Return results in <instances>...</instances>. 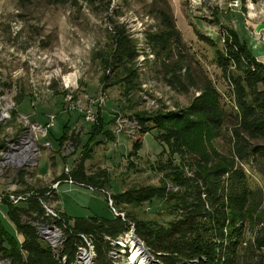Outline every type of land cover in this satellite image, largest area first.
<instances>
[{
    "label": "rangeland",
    "instance_id": "obj_1",
    "mask_svg": "<svg viewBox=\"0 0 264 264\" xmlns=\"http://www.w3.org/2000/svg\"><path fill=\"white\" fill-rule=\"evenodd\" d=\"M165 2L174 17L184 50L190 53L193 62L202 66L217 90L226 97L220 72L213 64L214 49L200 40L198 34L221 46L222 37L230 29L257 58L264 52V0ZM156 6L159 5L152 4L150 0H89L74 6H54L43 0H0V86L12 89L17 96L24 94L21 102L16 103L17 113L36 112L34 119L41 123L51 113L56 115L48 137L52 149L46 152L41 148L36 170L22 179L18 178L16 184L14 179L11 183L10 178L0 177V191L12 184L10 192L15 199L27 198L40 188L55 189L56 200L46 202L45 207L55 209L58 197L60 208L68 217L91 216L89 206H94L99 208L101 218L109 219L114 213L99 191L90 192L85 187L65 183L54 186L64 168L68 166L72 170L82 153L91 151L90 159L83 163L87 175L103 172L106 196L124 189L159 186L177 168L187 174L192 170L205 172L221 160L228 159L231 144L226 127L210 138L193 134L188 147L195 144V153L190 150V154L186 153L180 159L169 145L157 140L159 130L151 129L144 136H139L138 132L126 126V120L134 112L154 116L185 110L197 95L191 90L188 94L170 90L157 73L144 38L146 32H155L159 27ZM116 25L124 26L135 41L138 57L134 66L139 76L138 85L129 89L118 82L102 90L103 64L111 51L112 29ZM257 59L264 61V57ZM64 76L74 81L77 89L72 96L82 107L91 105L93 100L103 95V103L94 108L96 119L93 123H84L77 112H63L60 82ZM31 77L36 93L32 91ZM49 79L51 86L46 85ZM223 102L227 104L228 99H223ZM65 124L68 126L64 134L67 133L66 139L70 140L73 150L62 156L57 150L64 151L66 140L62 143L58 140ZM17 125L13 114L10 122L0 129V141L7 136L6 127H11L12 131L19 130ZM106 132L110 134L106 136ZM245 171L246 185L252 191L247 197V208L255 216L264 210V178L247 168ZM5 204L15 205L4 200L0 202V225L9 236L19 241L17 231L6 217ZM23 205L22 202L17 204ZM114 210L117 217H124L127 213L136 219L156 220L160 224L169 220L166 210L154 200L137 208L124 205L114 207ZM257 228L250 222L243 224L237 264L251 263L246 247L253 241ZM132 247V242L126 244L127 251Z\"/></svg>",
    "mask_w": 264,
    "mask_h": 264
},
{
    "label": "trees",
    "instance_id": "obj_2",
    "mask_svg": "<svg viewBox=\"0 0 264 264\" xmlns=\"http://www.w3.org/2000/svg\"><path fill=\"white\" fill-rule=\"evenodd\" d=\"M43 1L54 6H74L89 0ZM150 1L159 5L155 10L159 27L155 32H146L144 38L158 75L170 90L180 94L191 90L197 95L185 110L154 116L134 112L129 118L135 122L139 136L151 129L159 130L157 140L169 145L180 159L194 152L195 144L188 147L193 134L210 138L226 127L231 144L228 159L205 172L189 170L191 174H187L176 167L159 186L124 189L110 195L115 208L124 205L137 208L157 201L169 216L164 224L136 219L127 213L123 218L106 219L98 215L72 218L58 212L60 219L55 222L63 227L65 240L56 257L32 225L34 221L48 220L41 200L45 203L56 200L55 189L40 188L26 198L23 206L5 204L6 217L22 240L19 242L9 236L0 225V260L5 259L9 264H71L76 260L78 249L84 247L85 237L93 248V264H111L108 255L112 240L132 230L161 264H186L195 260L197 264H237L243 224L250 222L258 228L246 247L247 256L251 258L250 264H264V210L255 216L248 210L247 197L252 191L246 185L245 174L247 168L264 178V63L254 57L245 42L230 29L222 37L221 46L199 33L198 38L214 49L213 64L226 88L225 97L202 66L193 62L190 53L184 50L165 0ZM112 31L111 51L104 60L105 71L100 80L102 90L118 82L123 87L135 88L139 78L134 66L138 57L135 41L124 26L116 25ZM23 95L14 97L17 104ZM225 98L227 104L223 102ZM175 123L177 125L173 126ZM67 126L65 124L58 143L66 140ZM89 152L81 154L69 178L73 185L90 192L99 191L107 202L103 172L86 174L83 163L90 159ZM65 178L62 174L56 179L63 183Z\"/></svg>",
    "mask_w": 264,
    "mask_h": 264
},
{
    "label": "built area",
    "instance_id": "obj_3",
    "mask_svg": "<svg viewBox=\"0 0 264 264\" xmlns=\"http://www.w3.org/2000/svg\"><path fill=\"white\" fill-rule=\"evenodd\" d=\"M33 77V76H32ZM32 77L30 78V84L32 86V91L36 93V87ZM51 78V77H50ZM47 86H50V79L46 82ZM8 87L0 86V129L7 125L12 119V115L15 114L16 122L18 123L19 130L12 131L11 127L5 128L7 136L0 141V177L4 176L5 180H13L16 184L18 178L26 177L27 174H31L36 170L38 166V159L40 155L41 148L46 150V152L52 149L50 142L48 141V136L50 130L53 127V122L56 117L54 113L47 116V120L44 123L36 122L34 117H36V112H31L30 114L17 113V104L15 101V92L12 89H7ZM60 89L62 92L64 110L63 112H77L82 116L84 123H93L96 119V110L94 108L100 106L103 101V95L97 100H93L91 105L82 107L79 101L76 102L75 98L72 96L77 89L74 85V81L70 77L64 76L60 82ZM36 97V95H35ZM33 105V104H32ZM126 126L133 131H136V124L132 118L126 120ZM66 144L64 145V151L57 150L62 156H67L73 150L72 144L69 139H66ZM71 169L67 166L64 168L63 174L66 176V180L63 181L65 184H72V179L69 178ZM8 177V179H6ZM11 181V183H13ZM60 182L57 180L55 187ZM11 185L8 188L0 191V202L7 201L8 203H18L26 200V198L18 197L14 199L13 193L10 192L12 188ZM56 191V190H55ZM48 196L49 193L47 192ZM28 196V195H27ZM107 204L112 213L117 217L114 210V204L111 197L107 196ZM42 207L45 210V217L48 220H42V222L34 221L32 225L37 230V235L40 239L44 240L49 248L52 249L53 255L56 257L59 251L62 250V244L65 240V234L63 227L55 222V219H60L59 210L53 207H45V202L41 200ZM123 218L122 215H119ZM130 231V232H129ZM125 232V234L113 239L111 242L112 250L109 252V259L111 264H122V260L125 259L123 264H143L141 259H145V264H161L157 258L152 256L149 251L144 247L142 241L138 239L132 230ZM85 245L78 249L76 260L71 264H93L94 252L90 242L87 238H83ZM120 240L123 241V245L120 244ZM131 240L137 243V256H140V260H132L131 248L126 250V244H130ZM83 255H86V260L83 259ZM64 260V258H63ZM87 261V263H86ZM0 264H9L5 259L0 260ZM197 260L188 262L186 264H197Z\"/></svg>",
    "mask_w": 264,
    "mask_h": 264
},
{
    "label": "crops",
    "instance_id": "obj_4",
    "mask_svg": "<svg viewBox=\"0 0 264 264\" xmlns=\"http://www.w3.org/2000/svg\"><path fill=\"white\" fill-rule=\"evenodd\" d=\"M256 57V56H255ZM262 57H264V52L263 53H261L260 55H257V58H262ZM263 63H264V61H263ZM57 202H58V204L56 205V208L59 210V212H61V213H63L64 215H66L67 217H68V215L66 214V212H65V210H62L61 208H60V203H59V199H58V197H57ZM90 207V212H92V215L94 216H99V214L101 215V213H100V210H99V208L98 207H94V206H89ZM70 215V214H69ZM91 215V216H92ZM114 215H112L111 217H113ZM70 217H72V218H83V217H90V216H83V217H76V216H70ZM110 219V218H109ZM19 241L21 242V240H22V238H21V236L19 235Z\"/></svg>",
    "mask_w": 264,
    "mask_h": 264
},
{
    "label": "bare ground",
    "instance_id": "obj_5",
    "mask_svg": "<svg viewBox=\"0 0 264 264\" xmlns=\"http://www.w3.org/2000/svg\"><path fill=\"white\" fill-rule=\"evenodd\" d=\"M120 243H121V245H123V241L122 240H120L119 241ZM131 242H132V244H133V247L131 248L132 249V260H140V256L138 257V258H135L136 256H137V248L136 247H138L137 246V243L134 241L133 242V240H131ZM83 259H85L86 260V255H83ZM141 261L143 262V264H145L146 263V261L144 260V258L143 259H141ZM86 263H87V261H86Z\"/></svg>",
    "mask_w": 264,
    "mask_h": 264
}]
</instances>
